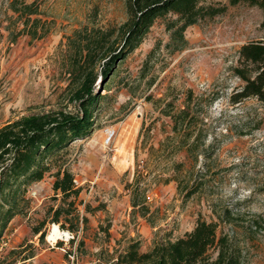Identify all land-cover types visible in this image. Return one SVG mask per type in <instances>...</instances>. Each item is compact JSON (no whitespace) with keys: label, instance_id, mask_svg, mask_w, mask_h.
<instances>
[{"label":"rangeland","instance_id":"1","mask_svg":"<svg viewBox=\"0 0 264 264\" xmlns=\"http://www.w3.org/2000/svg\"><path fill=\"white\" fill-rule=\"evenodd\" d=\"M37 2L41 11L34 17L42 22L34 38L29 30L23 32L24 19L10 9V1L0 0V127L30 114H76L68 88V37L86 25L116 30L128 18L127 0ZM211 2L227 5L226 12L188 27L184 45L168 29L175 18L169 13L157 18L140 46L115 62L107 76L106 61L98 66L95 87L108 97L97 104L95 129L72 142L52 171L30 186L32 208L9 224L0 242V263L17 259L16 264H97L101 250L114 253L130 238L139 240L146 252L155 242L183 236L198 220H206L219 222L222 232L237 238L244 264H264V224L254 222L264 219V104L257 98L234 104L230 98L242 85L233 71L240 48L264 39V12L246 3ZM120 41L114 47L121 48ZM190 90L193 106H202L194 112L202 120L196 133L203 129L197 161L185 150L169 162L166 154L150 157L151 147L158 149L172 134V119L164 108L170 101L176 110L184 107ZM173 161L185 163L182 175L191 176L198 189L188 200L176 181H162L169 175L164 171L172 169L166 165ZM63 162L83 187L79 201L104 205L88 214V227L73 244L68 231H63L68 238L50 240L55 223L49 221L44 240L34 232L49 208L61 203L55 198L53 173ZM137 164L150 185L151 212L145 217L134 213L131 193L125 189L134 180ZM79 209L83 212L84 205ZM109 224L108 238L100 226ZM81 240L85 247L79 250ZM32 251L34 256L22 262Z\"/></svg>","mask_w":264,"mask_h":264},{"label":"trees","instance_id":"2","mask_svg":"<svg viewBox=\"0 0 264 264\" xmlns=\"http://www.w3.org/2000/svg\"><path fill=\"white\" fill-rule=\"evenodd\" d=\"M9 1V7L18 14V19H24L26 28L23 32L29 30V34L37 37L42 22L40 17H34L39 16L41 11L37 0ZM241 3L257 6L264 12V0H229L230 5ZM126 9L128 18L116 30L86 25L68 37V88L73 96L72 101L76 102V114L65 111L30 114L0 127V242L11 221L17 215L31 210L32 201L28 197L30 186L52 171L54 162L68 152L72 142L86 138L94 131L97 104L108 97V94L100 95V90L95 87L98 66L106 61L103 68L107 76L114 69L115 62L124 60L140 46L159 17L169 13L175 16L168 22V29L184 45L188 27L223 14L227 5L215 4L211 0H127ZM262 26L264 27V20ZM120 39L121 48L114 47ZM233 71L241 79L242 85L231 95L232 103L257 98L264 104V39L252 40L242 45L238 65L233 67ZM115 72L113 71L112 76H115ZM189 94L191 95L187 96L184 107L180 109L176 110L173 101L167 103L164 111L172 119V134L166 137L158 149L151 147L150 157L166 154L169 162L173 155L185 150L187 157L197 161L196 148L203 129L199 130L201 133H196L199 128L197 122L202 120L194 112L202 106L197 104L194 107L193 91L190 90ZM195 118L198 121L194 122ZM165 143H170V146ZM139 166L137 164L133 182L127 183L125 189L131 193L134 213L139 212L145 217L151 212L147 196L150 185L145 183L146 178L138 169ZM166 166L172 169L164 171L169 175L161 177L162 181H176L178 189L185 193V200L198 192L191 176L187 178L182 175L185 163L173 161L171 166ZM56 168L53 173V189L56 200L60 198L61 203L49 208L46 217L34 227V232L44 240L45 227L49 221L59 225L62 231L70 232L73 236L70 243L73 244L76 237L87 229L88 214H95L104 205L93 207L90 203L79 201L83 187L76 183L75 175L68 168L67 162ZM79 204L84 205L83 212L80 211ZM254 222L261 225L264 224V219L256 218ZM100 228L108 238L111 236L110 224L106 227L101 225ZM62 245L63 242L60 241L58 246ZM83 247L85 242L81 240L78 249ZM32 256L34 251L21 261ZM16 262L17 259L4 264ZM97 264H244V257L241 243L234 235L222 232L219 222L198 220L193 230L176 239L168 237L157 241L146 252L141 251V242L133 238H130L123 249H117L114 253L101 250Z\"/></svg>","mask_w":264,"mask_h":264},{"label":"bare ground","instance_id":"3","mask_svg":"<svg viewBox=\"0 0 264 264\" xmlns=\"http://www.w3.org/2000/svg\"><path fill=\"white\" fill-rule=\"evenodd\" d=\"M67 236L69 237V233L63 232L57 224H54V226L51 228L50 233H49V239L50 240H57L61 239Z\"/></svg>","mask_w":264,"mask_h":264},{"label":"built area","instance_id":"4","mask_svg":"<svg viewBox=\"0 0 264 264\" xmlns=\"http://www.w3.org/2000/svg\"><path fill=\"white\" fill-rule=\"evenodd\" d=\"M77 184H79V182L77 181V179L75 180Z\"/></svg>","mask_w":264,"mask_h":264},{"label":"water","instance_id":"5","mask_svg":"<svg viewBox=\"0 0 264 264\" xmlns=\"http://www.w3.org/2000/svg\"><path fill=\"white\" fill-rule=\"evenodd\" d=\"M60 228V227H59Z\"/></svg>","mask_w":264,"mask_h":264}]
</instances>
